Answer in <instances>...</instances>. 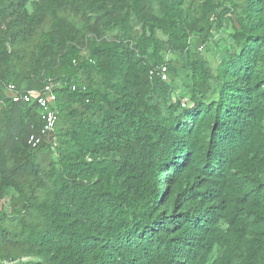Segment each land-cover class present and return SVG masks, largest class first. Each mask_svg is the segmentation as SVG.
Here are the masks:
<instances>
[{
    "label": "trees",
    "instance_id": "obj_1",
    "mask_svg": "<svg viewBox=\"0 0 264 264\" xmlns=\"http://www.w3.org/2000/svg\"><path fill=\"white\" fill-rule=\"evenodd\" d=\"M0 264H264V0H0Z\"/></svg>",
    "mask_w": 264,
    "mask_h": 264
},
{
    "label": "built area",
    "instance_id": "obj_2",
    "mask_svg": "<svg viewBox=\"0 0 264 264\" xmlns=\"http://www.w3.org/2000/svg\"><path fill=\"white\" fill-rule=\"evenodd\" d=\"M165 71L166 68L163 69V72ZM163 79H166V76H163ZM55 87L56 85L52 82H49L41 91L30 90L22 92L15 85L6 87L8 98L13 103L36 105L40 110L43 122L40 134H33L29 138V144L34 148L41 145L45 139H52L53 137L57 121V94Z\"/></svg>",
    "mask_w": 264,
    "mask_h": 264
},
{
    "label": "rangeland",
    "instance_id": "obj_3",
    "mask_svg": "<svg viewBox=\"0 0 264 264\" xmlns=\"http://www.w3.org/2000/svg\"><path fill=\"white\" fill-rule=\"evenodd\" d=\"M212 63L215 64V61L212 60Z\"/></svg>",
    "mask_w": 264,
    "mask_h": 264
}]
</instances>
